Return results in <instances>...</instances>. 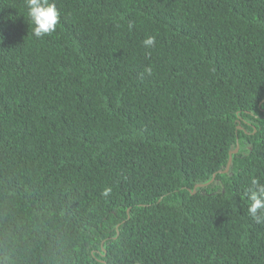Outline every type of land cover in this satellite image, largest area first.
<instances>
[{"label": "trees", "instance_id": "trees-1", "mask_svg": "<svg viewBox=\"0 0 264 264\" xmlns=\"http://www.w3.org/2000/svg\"><path fill=\"white\" fill-rule=\"evenodd\" d=\"M50 2L0 0V264H264V0Z\"/></svg>", "mask_w": 264, "mask_h": 264}, {"label": "clouds", "instance_id": "clouds-1", "mask_svg": "<svg viewBox=\"0 0 264 264\" xmlns=\"http://www.w3.org/2000/svg\"><path fill=\"white\" fill-rule=\"evenodd\" d=\"M25 3L27 7V16L32 25L31 30L35 37L39 38L46 34H51L56 30L60 14L54 3H51L50 0H25ZM155 41V36H147L143 40V45L145 48H152L155 45ZM146 71L150 73L151 68L146 69ZM239 130H243V128L239 127ZM237 149L240 151L239 143L234 151ZM111 192L112 188L106 187L103 189L101 195L103 197H108ZM247 194L250 201L248 214L256 223H264V183H261L258 179L252 180L251 186L247 189ZM102 249L104 254H107V250L103 247Z\"/></svg>", "mask_w": 264, "mask_h": 264}, {"label": "water", "instance_id": "water-1", "mask_svg": "<svg viewBox=\"0 0 264 264\" xmlns=\"http://www.w3.org/2000/svg\"><path fill=\"white\" fill-rule=\"evenodd\" d=\"M236 152H238V149L230 153V160H229V163H228V165H227L226 170L224 171V173H228L229 172L230 166L232 164V155L235 154ZM205 186H207V185L199 184V185L196 186V188L205 187Z\"/></svg>", "mask_w": 264, "mask_h": 264}]
</instances>
